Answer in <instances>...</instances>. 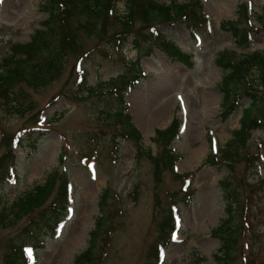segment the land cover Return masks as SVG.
Returning <instances> with one entry per match:
<instances>
[{
    "label": "rangeland",
    "instance_id": "1",
    "mask_svg": "<svg viewBox=\"0 0 264 264\" xmlns=\"http://www.w3.org/2000/svg\"><path fill=\"white\" fill-rule=\"evenodd\" d=\"M156 1L169 4L172 0ZM43 2L0 0V61L11 54V43L29 42L34 30L42 28L48 16ZM200 2L211 23L210 28L197 27L196 39L192 22L186 19L146 26L134 16L132 25H126L108 15L100 29L84 30L80 26L84 15L76 9L67 23L71 37H65L62 68L40 86L19 82L12 108L0 100L2 201L10 204L54 172L53 192L66 179L72 196L68 207L56 214L57 225L50 218L51 199L12 226L0 222V264L10 245L45 219L50 225L34 229L36 234L47 235L43 244L32 241L42 245L32 264H72L73 257L89 243L99 213L98 197L105 188L108 217L93 241L92 264H214L212 251L219 241L210 230L225 217L218 182L228 171L199 165L211 150V140L217 146L226 143L230 131L240 125L241 115L239 108L225 120L221 117L223 70L214 58L224 49L264 53V0ZM218 5L225 6L223 12ZM116 7L118 14L125 12L122 0ZM225 20H239L240 27L254 29L247 47L236 46L231 33L221 26ZM118 32L129 34L121 50L114 37ZM160 37L172 41L179 53L166 51ZM133 79L136 83L122 89L120 99L118 86ZM240 102L247 106L249 99L242 96ZM121 109L141 135L138 153L135 140L118 135ZM174 118L180 130L171 147L181 158L172 169L156 174L149 155L159 148L152 137L155 129L168 127ZM250 133L232 174L240 198L235 218L239 224L236 264H264V127ZM16 137L36 149L15 144ZM9 139L16 157L11 164L4 160ZM196 148L201 152L193 157ZM175 173H189L190 181ZM186 189L193 192L190 197ZM173 204L178 228L157 262L152 253Z\"/></svg>",
    "mask_w": 264,
    "mask_h": 264
},
{
    "label": "trees",
    "instance_id": "2",
    "mask_svg": "<svg viewBox=\"0 0 264 264\" xmlns=\"http://www.w3.org/2000/svg\"><path fill=\"white\" fill-rule=\"evenodd\" d=\"M118 1L120 0H44L41 6L48 16L42 21V28L34 30L29 42L21 44L11 43V54L6 55L0 61V100H2L3 104L12 108L14 88L19 82L25 81L33 87L40 86L62 68L65 37H68V39L71 37V32L69 29L67 30V23L68 19L73 14H76V9H79L84 15L83 18L85 19L80 23L84 30L86 27L92 31L96 27L100 29L104 25L102 21L106 20L108 15L126 25H132L134 16H138L140 21L146 26L156 21L173 23L186 19L189 23L192 22L190 29L194 38L199 35L197 27L203 25L210 28L211 20L205 14L200 0H189L184 3L172 0L169 4L160 3L156 0H122L125 5L123 14H118L116 7ZM238 24L239 20H225L221 26L231 33L238 48H245L250 43V36L254 33V29H248L246 26L245 28L240 27ZM262 26L264 27V23H262ZM128 35L119 32L115 34L114 37L116 43H118L119 50L126 44L125 41ZM154 38L159 37L155 35ZM160 38L162 41L161 45L164 46L166 51L170 54L179 53L172 41L169 42L163 40L162 37ZM53 40H57V44L52 45ZM43 52H47V56H41ZM214 60L220 69L223 70L220 83V90L223 92L220 101L223 113L221 117L225 120L227 115L234 114L233 112L240 108L241 115L238 120L240 125L230 131L231 137L222 146L215 145V142L211 140V150L199 166L208 164L221 166L228 171L218 182L225 217L210 230V234L219 241L218 247L212 251V259L214 264H236L239 224L235 218L239 214L240 198L237 188L232 184V174L235 170V165L240 163L241 150L247 145L246 141L249 139L250 132L264 127V53L256 50L238 54L236 50L224 49V51L216 55ZM137 75L135 79H137ZM83 78L85 77L82 75ZM135 79L128 81V83L126 82L125 85L121 83L118 86L120 99L122 97V89L130 88L133 83H136ZM108 84L113 86L114 83L109 81ZM258 88L262 91L259 92ZM242 96L249 99L247 106H243L242 102H240ZM13 107L15 108L16 106ZM24 110L25 108L21 112H24ZM122 112L121 109L118 113L119 122L121 123L118 135L135 140L138 153L141 151L139 146L141 135L138 129L134 127L131 121L132 118ZM179 125V120L174 118L168 127L155 129L154 131L152 141H155L159 149L156 154H150L149 156L152 159L154 169H156V174L164 171L165 168L172 169L176 161L181 158V153L171 147L179 132ZM17 138L14 141L15 144H23L24 148L27 147L33 151L36 149L32 144L24 143V141ZM6 143L9 150L5 153L4 160L11 164L16 157L14 158L15 153L11 149L10 139ZM1 165H3L2 162H0ZM1 171L2 169H0V173ZM188 174L175 173V176L184 177V179L190 181ZM55 177V172L48 174L43 183H34L32 187L19 193L10 204H5L0 196V222L4 226H12L22 216L31 215L51 199L48 205L51 213L50 218H55V224L57 225L56 214L63 212L68 207L72 196L68 194L66 179L63 180L62 188L56 193L53 192L56 185ZM241 183H244V181H241ZM187 191V195L190 197L193 192L186 189ZM107 198L108 189L105 188L98 197L99 213L94 220L93 229L89 232V243L84 251L73 257L72 264H92L93 241L97 237V233L103 231L104 226L102 224L108 217L104 212L105 206L108 204ZM188 198L183 197L186 202ZM174 205H172L171 209H168L167 218L163 221L160 230L161 235L152 253L154 258H157V262L161 251L168 247L169 241L172 240V236L178 228L176 222L177 212L173 207ZM42 224V227L50 225L48 219H45ZM42 224H34L33 227L38 229ZM34 229L26 230L27 236L20 237V241L10 245L9 251L3 256V264L33 263L32 257L38 249H41L42 245H37L32 241H40L43 244L44 236L47 235L44 232L36 234L37 232ZM52 230L55 231V226Z\"/></svg>",
    "mask_w": 264,
    "mask_h": 264
},
{
    "label": "bare ground",
    "instance_id": "3",
    "mask_svg": "<svg viewBox=\"0 0 264 264\" xmlns=\"http://www.w3.org/2000/svg\"><path fill=\"white\" fill-rule=\"evenodd\" d=\"M224 7H225V6H223V5H221V6L218 5V6H217V9L221 12V10L224 9ZM222 12H223V10H222ZM200 152H201V149H200V151H199V149L196 148V150L193 152V157H197V156H199Z\"/></svg>",
    "mask_w": 264,
    "mask_h": 264
},
{
    "label": "snow or ice",
    "instance_id": "4",
    "mask_svg": "<svg viewBox=\"0 0 264 264\" xmlns=\"http://www.w3.org/2000/svg\"><path fill=\"white\" fill-rule=\"evenodd\" d=\"M174 239H175V237H173ZM29 254H31V253H29Z\"/></svg>",
    "mask_w": 264,
    "mask_h": 264
}]
</instances>
